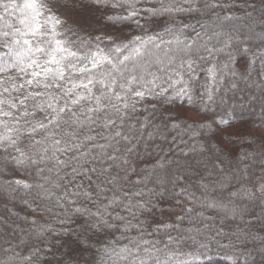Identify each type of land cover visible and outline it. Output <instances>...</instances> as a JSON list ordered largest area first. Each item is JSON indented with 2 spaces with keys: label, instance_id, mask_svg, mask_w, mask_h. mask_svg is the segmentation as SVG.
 <instances>
[{
  "label": "snow or ice",
  "instance_id": "1",
  "mask_svg": "<svg viewBox=\"0 0 264 264\" xmlns=\"http://www.w3.org/2000/svg\"><path fill=\"white\" fill-rule=\"evenodd\" d=\"M69 16L78 17L75 28H65ZM211 18L264 25V0H0V174L20 172L23 179L4 182L8 201L19 199L40 213L28 221L32 231H18L21 217L5 203L0 264H70L66 253L53 251L70 244L101 254L95 264H189L178 259L188 254L170 246L195 245L204 229L215 236L251 235L245 231L251 222L244 228L236 223L249 214L264 230V184L226 193L221 179L202 177L196 195L186 177L198 171L193 164L207 168V162L191 158L207 143L185 151L178 146L185 141L168 142L159 126L145 135L150 122L138 116L141 102L166 91L157 82L169 66L179 59L191 69L202 47L197 27L207 35L202 21ZM153 24L173 39L148 35L145 26ZM133 30L142 35L129 38ZM255 38L264 41V29ZM163 44L170 47L164 50ZM154 65L160 76L151 70ZM242 198L249 203H238ZM165 201L171 202L161 207ZM177 210L174 218L160 219ZM185 220L187 235L180 227ZM153 233L168 239L159 246L150 239ZM121 241L127 243L120 246ZM199 247L205 252L191 255L192 261L206 258L208 245Z\"/></svg>",
  "mask_w": 264,
  "mask_h": 264
},
{
  "label": "trees",
  "instance_id": "2",
  "mask_svg": "<svg viewBox=\"0 0 264 264\" xmlns=\"http://www.w3.org/2000/svg\"><path fill=\"white\" fill-rule=\"evenodd\" d=\"M237 15L242 14L238 12ZM66 19L65 28H75L69 18ZM202 22L208 26V34L205 35L203 30L197 27V31H201L202 34V39L198 42L202 47L192 57L195 63L189 69L187 64L181 66L180 60L177 59L174 64L169 66L167 74L157 82L166 91L162 96L141 102L139 119L150 122L147 132L153 131V127L159 126L160 131L167 136L168 142H172L174 137L177 142L181 139L185 141L186 143L178 144L185 151L207 143L208 147L202 154H191L193 160L207 162V168L203 166V163L199 166L193 164V168L198 167V171L186 177V181L191 185V190L196 192V195H199V192L196 191L198 184L196 180L206 176L222 177L227 183L224 190L226 193L234 191L238 184H241V177L244 178V176L247 182L244 186L248 188H252L253 185L259 186L264 184V63L260 58L261 55H264V41L256 39L255 34L261 30L257 28L258 24L244 18L222 22L211 18ZM145 27L148 35L160 33L166 41L173 39V37L163 34V27L160 25L153 24ZM212 31L219 35L212 36ZM79 35L85 37L84 32H80ZM95 35H102V33L96 32ZM126 35L131 38L134 35H142V33L139 30H133ZM209 37L211 38L209 39ZM68 38L75 39L71 33ZM144 38L147 39V36ZM189 39L191 40L192 37ZM107 43L105 41L101 47H106ZM157 43L160 42L157 41ZM169 47L167 44L161 45L164 50ZM205 47L211 51H205ZM152 51L159 54V50L152 49ZM201 56L203 59L200 58ZM151 70L160 76L155 65ZM178 93L186 94L192 98L183 99L180 105L181 110L176 114V117L184 123V127L170 120L161 112L160 108L166 99ZM221 119H228L229 124H219ZM213 120L216 123L209 127L208 123ZM173 124L178 127L173 128ZM200 125H205V127H200ZM159 142L158 140L157 143ZM225 151H227V155L224 154ZM240 156L246 159L241 162ZM220 161H223L222 164ZM218 164L220 166L216 167ZM6 179H23V176L18 171L9 172L7 169L3 174H0V212L4 210L5 203H8V207L13 208L21 217L16 222L19 225L17 230L22 228L32 231L28 221L38 219L40 213L29 211L19 199L14 202L5 201L8 199L7 193L4 191L7 188L4 183ZM237 189H241L243 192L241 187ZM3 191L5 197L2 194ZM10 191L9 188L8 192ZM20 193L23 194L22 189ZM167 202L171 201L161 202V207L166 206ZM239 203L248 204L249 202L241 200ZM33 206L35 207V205ZM179 214L180 212L177 210L172 217L166 213L160 219L168 220ZM259 214L258 206L255 209V215ZM205 215L212 216L214 214L206 212ZM25 216H27V220L23 219ZM248 222H251L253 226L245 228V231L250 232L251 235L215 236L214 231L204 229L206 235L201 236L195 245L188 241L179 246L173 244L170 247L188 254L180 255L178 259L188 260L189 264H264V230H261L260 222L253 219L251 214L247 215L243 222L238 220L236 223L244 228ZM205 223L211 224L213 221L209 220ZM215 224L219 227L220 221L216 219ZM180 227L183 234L187 235L184 230L190 227V222L185 220ZM224 231L230 233L231 229L225 228ZM21 235H26V233L21 232ZM171 235L178 237L180 233L172 231ZM116 237H119V233H116ZM150 239L159 240L161 242L159 246H162L168 236L164 233H153ZM124 243L127 241H121L120 246H123ZM200 244L208 245L206 258L201 256L199 260L192 261L191 255L205 252V249L199 247ZM222 244H227L228 247L221 248ZM97 247H99L98 244ZM53 251L66 253L70 264L72 261H75L76 264H95L96 260L101 259V254H97L94 249H82L75 244H70L67 248L53 249ZM45 264H56V261H45ZM104 264H112V261L106 260Z\"/></svg>",
  "mask_w": 264,
  "mask_h": 264
},
{
  "label": "rangeland",
  "instance_id": "3",
  "mask_svg": "<svg viewBox=\"0 0 264 264\" xmlns=\"http://www.w3.org/2000/svg\"><path fill=\"white\" fill-rule=\"evenodd\" d=\"M67 18H69V21H70V23L71 24H73V25H75V23H74V21H76L77 19H78V17H76V16H69V17H67ZM257 28H259L260 30H262V29H264V25H260V24H258L257 25ZM186 98V99H185ZM187 100V99H192V98H189V96L188 95H186V94H181V93H178V94H176V95H174V96H172V97H169L168 99H166L164 102H163V104L161 105V112H163L166 116H168L169 117V119L170 120H172V121H174V122H176L179 126H181V127H184L185 125H184V123L181 121V120H179L177 117H176V114L178 113V112H180V110H181V102H182V100ZM153 129H154V127H153ZM160 129V128H159ZM148 131V128H147V130L145 131V133ZM156 142H158V140L156 141ZM205 178H210V179H221L226 185H227V183H226V181H224L223 180V178L222 177H216L215 178V176H206ZM201 181V179H197L196 180V183H199ZM247 184V182H246V178H245V176H244V178L241 180V184H238V187H236V189L237 188H240L241 187V185H246ZM235 189V190H236ZM234 190V191H235ZM5 191V190H4ZM4 191L2 192V194H3V196H4ZM6 196V195H5ZM4 196V197H5ZM241 200H245V201H247V202H249L246 198H242ZM241 200H239V201H241ZM5 201H8V199H5ZM239 201H238V203H239ZM10 202V201H9ZM209 214H210V212H209ZM212 214V213H211ZM261 261H263V260H261Z\"/></svg>",
  "mask_w": 264,
  "mask_h": 264
}]
</instances>
